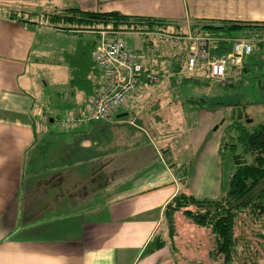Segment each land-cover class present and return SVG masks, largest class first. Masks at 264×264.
<instances>
[{
    "label": "crops",
    "instance_id": "obj_1",
    "mask_svg": "<svg viewBox=\"0 0 264 264\" xmlns=\"http://www.w3.org/2000/svg\"><path fill=\"white\" fill-rule=\"evenodd\" d=\"M45 5L48 11L39 10L40 17L28 16ZM71 8L115 14L129 23L179 24L194 34L203 23L264 25V0H0V264H168L161 249L142 252L163 225L165 205L183 189L169 162L192 167L173 161L170 142L163 140L165 149L156 140L163 139V111L175 110L178 118L170 106L178 108L180 101L145 98L142 88L148 85L142 83L113 121L59 131L54 121L64 114L46 111L42 99L29 91L27 74L38 63L64 68L67 76L56 82V98L68 101V112L87 105L90 96L70 86L64 55L80 43L96 42L98 31H65L48 19ZM10 11L21 20L10 18ZM35 26L70 33L74 40L52 52L40 50L34 59L40 44ZM139 57L146 68L169 73V61ZM145 105L154 106L156 115H145ZM49 115L56 116L49 120L52 125H47ZM191 175L193 196L216 198L192 192Z\"/></svg>",
    "mask_w": 264,
    "mask_h": 264
},
{
    "label": "rangeland",
    "instance_id": "obj_2",
    "mask_svg": "<svg viewBox=\"0 0 264 264\" xmlns=\"http://www.w3.org/2000/svg\"><path fill=\"white\" fill-rule=\"evenodd\" d=\"M43 7L38 8L35 6L33 10L28 11V15L39 14L41 9L45 12L48 11L46 5ZM135 22L143 29L142 33L131 29L115 30L110 26L99 28L97 31H107V35L112 37L124 36L139 53L141 59H145L146 62L150 61L152 63L154 58L158 61L173 62L168 63L169 73L161 75L163 78L161 85L147 84L148 86H144L141 93L142 96L148 99L169 98L180 101L178 108L176 105L170 106V109L176 107L178 118L173 117L176 115L175 110L165 109L163 111L164 117L161 118L160 122L161 135L163 134L160 137L163 139L157 138V144L164 146L163 140L170 142L175 148L172 151L174 154L173 161L176 159V161L179 160V163L190 162L192 164V192L220 198L223 193V184L227 181L232 168L228 157L225 156L221 161L218 153L221 137L227 125L226 120H223L225 111L220 108V105L213 103L232 104L239 100L247 101L251 98H260L253 84L254 80L264 72V47L259 48L253 44V52L249 55L242 71L236 76L223 81L213 80L216 83L227 82L233 89L232 91L227 90L222 94L214 90V87L211 89L194 87L185 90L184 86L187 85L183 81L184 76L188 75L179 69L180 66H178L177 61L183 58L184 51L182 52V50H184L183 47H185L186 42L183 41L184 44H182L180 40L176 39L177 34L185 31L184 26L154 21ZM45 24L48 25L49 22H45ZM189 27L196 28V26L191 27V25ZM35 31L37 41L40 44L33 52L34 59L39 56L40 50L52 52V50L64 48L74 40L72 34L54 31L49 26H35ZM37 50L39 51L37 52ZM48 63H38L29 67V73L27 74V78L30 77L29 85L31 89L29 91L34 93L38 99H42L43 104L47 105V112L65 114L69 109H72V106L67 100L56 98L57 89L55 85L56 82L63 81L61 78L67 76V71L61 67H53ZM196 72L201 75L204 74L202 69H198ZM194 76L198 75L194 74ZM141 85L143 86V84ZM186 92H190V95L194 97L206 98L209 106L203 107L202 110L199 108L188 109L184 97ZM153 109L154 106L145 105L143 113L155 116L157 111ZM228 111L227 109L226 114ZM246 113L251 116L254 125L264 123V104L251 105L247 108ZM171 122L176 125L174 129L171 128ZM152 123H156L155 118L152 119ZM37 143L38 146L41 143L39 135L37 136ZM165 146V149H167L168 146ZM174 223L175 236L172 239L174 244L167 236L166 223L160 229L162 237L167 242V245L161 248V254L165 257L164 260H170L168 264H221L222 257L209 254L214 248V236L208 228L192 224L190 220L184 217L182 211L174 214ZM260 225L261 223L257 219L250 220L247 217H240L237 220L235 228L237 254L232 264H264V239L257 236L260 233ZM262 233H264V229H262ZM169 244L173 246L169 247Z\"/></svg>",
    "mask_w": 264,
    "mask_h": 264
},
{
    "label": "trees",
    "instance_id": "obj_3",
    "mask_svg": "<svg viewBox=\"0 0 264 264\" xmlns=\"http://www.w3.org/2000/svg\"><path fill=\"white\" fill-rule=\"evenodd\" d=\"M17 14L16 11H10L9 13L10 18L19 19ZM32 16L40 17V13L32 14ZM48 19L50 23L60 25V27H57L65 31L98 30L101 25L100 28L110 26L115 30H143L138 24L129 23L127 18L119 17L115 14L83 12L74 8L66 10L63 16L53 15ZM94 23L98 25H94ZM148 23L153 24L154 22ZM194 30V34L217 38L211 48V54L216 56L229 53L232 48L231 39L240 38L241 36L251 39L256 47H264V25L253 22L223 21L219 23H203ZM186 35L187 33L184 32L176 36L182 39ZM181 42L183 41L181 40ZM94 43H87L86 45L80 43L76 46L73 53H65L64 55L65 62L71 69L70 86L84 91L88 96L93 95L100 81V72L93 61L90 60V51ZM185 45L187 46V43ZM185 55L180 61H177L180 70L185 68ZM248 58L249 56L244 58L241 67H229L227 69V78L240 73ZM260 68L262 69V67ZM147 73L163 75L162 72H154L151 68L144 66V72L141 75L143 84H147L145 79ZM94 77H96V82L93 80ZM183 83L187 85L184 86L185 90L194 87L207 89L214 87V90L219 93L233 90L227 82L216 83L204 76H184ZM253 85L260 98H251L247 101L239 100L232 104L213 103L220 105V108L225 111H223V120H226L227 125L222 134L218 151L221 161L227 156L232 168L227 181L223 184V193L220 198L208 199L193 196L188 191L190 166H179L175 162H169L170 167L178 175L183 189L173 196L163 209V225L165 223L167 225L168 238L171 239L172 243V239L175 236L174 214L182 211L184 217L190 220L192 224L210 230L214 236V248L209 254L222 257L221 264H232L237 254L235 228L240 217H247L250 220L257 219L261 223L260 233L257 236L264 239V233H262V229H264V123L254 125L251 116L246 113L249 106L264 104V99L261 98H264V72L254 80ZM186 93L184 97L188 107L203 108L209 106L206 98L194 97L190 95V92ZM227 109L229 110L227 112L228 115L226 114ZM55 117L49 115L47 117V125H51L49 120L54 121ZM97 122L105 121H95L88 124ZM163 152L166 151L163 150ZM166 245V239L162 237L159 231L147 243L142 254L153 253ZM172 246L169 244V247Z\"/></svg>",
    "mask_w": 264,
    "mask_h": 264
},
{
    "label": "built area",
    "instance_id": "obj_4",
    "mask_svg": "<svg viewBox=\"0 0 264 264\" xmlns=\"http://www.w3.org/2000/svg\"><path fill=\"white\" fill-rule=\"evenodd\" d=\"M98 34L90 58L100 72V81L85 107L55 119L54 124L61 132L76 130L95 121H113L114 114L125 108L142 84L144 65L138 53L124 39L110 37L107 31H98ZM176 39L187 43L184 73L200 76L196 71L202 69L201 76L214 81L225 80L229 67H240L244 58L253 52L254 44L246 37L231 39V51L216 56L211 54V48L217 38L188 32L182 39ZM145 79L149 85L159 86L163 82L161 75L154 73H147Z\"/></svg>",
    "mask_w": 264,
    "mask_h": 264
}]
</instances>
